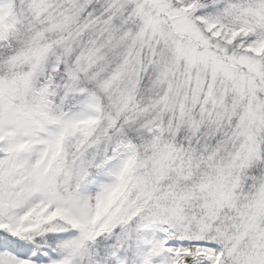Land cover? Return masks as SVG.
Masks as SVG:
<instances>
[{"label": "snow or ice", "instance_id": "snow-or-ice-1", "mask_svg": "<svg viewBox=\"0 0 264 264\" xmlns=\"http://www.w3.org/2000/svg\"><path fill=\"white\" fill-rule=\"evenodd\" d=\"M0 264H264V0H0Z\"/></svg>", "mask_w": 264, "mask_h": 264}]
</instances>
